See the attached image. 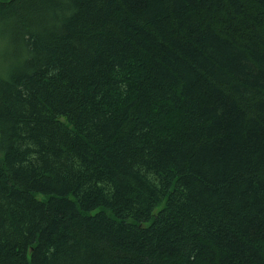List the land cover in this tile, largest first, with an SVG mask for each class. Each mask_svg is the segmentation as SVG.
I'll list each match as a JSON object with an SVG mask.
<instances>
[{
    "label": "trees",
    "instance_id": "1",
    "mask_svg": "<svg viewBox=\"0 0 264 264\" xmlns=\"http://www.w3.org/2000/svg\"><path fill=\"white\" fill-rule=\"evenodd\" d=\"M0 264H264V0H0Z\"/></svg>",
    "mask_w": 264,
    "mask_h": 264
}]
</instances>
